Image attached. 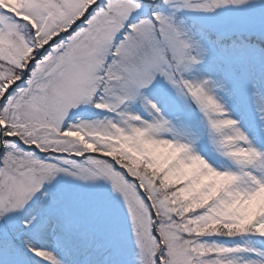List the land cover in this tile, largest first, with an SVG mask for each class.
<instances>
[{"label": "snow or ice", "instance_id": "6c2138e0", "mask_svg": "<svg viewBox=\"0 0 264 264\" xmlns=\"http://www.w3.org/2000/svg\"><path fill=\"white\" fill-rule=\"evenodd\" d=\"M0 264H264V0H0Z\"/></svg>", "mask_w": 264, "mask_h": 264}]
</instances>
